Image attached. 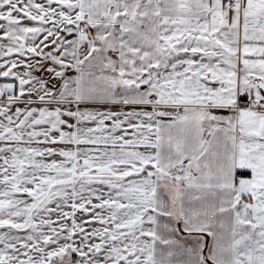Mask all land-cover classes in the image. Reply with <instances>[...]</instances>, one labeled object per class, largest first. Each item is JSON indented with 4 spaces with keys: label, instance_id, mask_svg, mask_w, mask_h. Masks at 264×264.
<instances>
[{
    "label": "snow or ice",
    "instance_id": "6c2138e0",
    "mask_svg": "<svg viewBox=\"0 0 264 264\" xmlns=\"http://www.w3.org/2000/svg\"><path fill=\"white\" fill-rule=\"evenodd\" d=\"M0 264H264V0H0Z\"/></svg>",
    "mask_w": 264,
    "mask_h": 264
}]
</instances>
